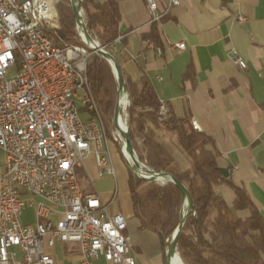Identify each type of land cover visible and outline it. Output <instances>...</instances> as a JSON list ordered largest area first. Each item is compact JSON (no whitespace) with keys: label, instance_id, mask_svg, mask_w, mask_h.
Segmentation results:
<instances>
[{"label":"built area","instance_id":"built-area-1","mask_svg":"<svg viewBox=\"0 0 264 264\" xmlns=\"http://www.w3.org/2000/svg\"><path fill=\"white\" fill-rule=\"evenodd\" d=\"M145 2L150 24H161L180 5L179 0H168L164 7L159 0ZM57 6L58 0H0V149L5 155V174L0 177V264H55L44 248L56 241L77 245L80 264H95L100 258L140 264L125 216L110 215L98 196L83 192L78 180L77 167L91 154L100 175L115 176V168L105 123L96 121L100 107L89 89L87 70L94 48L84 33L87 46L62 38ZM237 19L245 20L242 15ZM121 39L109 48L102 46L103 50L115 57L116 49L110 48ZM175 46L184 50L185 42ZM157 51L162 54L161 47ZM231 59L245 68L236 52ZM12 69L15 73L9 76ZM89 99H94V106H89ZM159 116L161 121L168 117L163 105ZM192 126L198 130L195 121ZM118 137L123 153L125 143L119 133ZM124 158L140 178L134 161ZM24 193L40 198L31 200L34 224L21 222ZM59 213L60 220L51 219Z\"/></svg>","mask_w":264,"mask_h":264},{"label":"crops","instance_id":"crops-1","mask_svg":"<svg viewBox=\"0 0 264 264\" xmlns=\"http://www.w3.org/2000/svg\"><path fill=\"white\" fill-rule=\"evenodd\" d=\"M104 2L106 0H96ZM120 9L123 41L114 44L122 71L140 85L146 75L168 116L195 121L198 132L211 137L208 150L218 152V165L229 171L231 182L245 188L264 217V0H179L180 5L159 25L161 44L144 38L152 24L145 0H115ZM168 0H159L164 7ZM238 15L245 20L239 22ZM185 42V49L175 45ZM162 48V54L157 51ZM236 52L245 62L241 69L231 59ZM182 169L190 168L189 158L171 133H160ZM109 152L115 176L100 175L93 154L83 165L90 186L86 195L98 196L110 215L122 213L126 232L132 237L133 252L140 264H169L168 247L160 236L142 226L135 216L126 169L114 141ZM78 173V170H77ZM5 174V155L0 149V177ZM229 206L235 192L230 185L217 187ZM23 224L37 221L31 200L24 193ZM249 211H241L247 218ZM62 214L51 217L57 221ZM55 264H80L75 244L56 241L45 244ZM95 264H114L100 258Z\"/></svg>","mask_w":264,"mask_h":264},{"label":"trees","instance_id":"trees-1","mask_svg":"<svg viewBox=\"0 0 264 264\" xmlns=\"http://www.w3.org/2000/svg\"><path fill=\"white\" fill-rule=\"evenodd\" d=\"M81 8L86 14L90 36L101 46L109 48L121 37L122 17L115 0H81ZM58 12L60 35L65 41L75 43L78 32L68 1H61ZM159 25L153 23L150 32L144 36L156 45H162ZM87 75L90 92L99 104L108 134V121H111L116 106L118 81L110 63L95 52L88 63ZM123 75L131 105H125L121 112L127 110L128 118L124 121L140 162L152 171L174 176L191 196L193 208L186 217L177 244L181 260L185 264H264V217L245 188L234 185L230 176L223 177L218 165L219 153L207 148L213 144L211 137L195 130L188 119H178L170 114L161 121L162 104L150 79L144 75L139 85L124 72ZM165 132L172 134L189 158L190 168H181L163 141L160 133ZM113 141L121 150V143ZM222 183L230 185L235 192L232 206L217 192ZM129 189L135 216L145 229L156 232L168 247L181 222L184 204L181 190L172 182L145 181L130 171ZM241 211L250 214L242 218Z\"/></svg>","mask_w":264,"mask_h":264},{"label":"water","instance_id":"water-1","mask_svg":"<svg viewBox=\"0 0 264 264\" xmlns=\"http://www.w3.org/2000/svg\"><path fill=\"white\" fill-rule=\"evenodd\" d=\"M71 2H72V10H73V13H74L78 27H80L82 29V31L85 35V38L88 41L93 42L95 44L94 52L99 54L100 56H102L104 59H106L110 63L112 70L114 71L115 77L118 81V99H119V95L122 91L127 93L123 71H122L121 67L119 66L116 58L112 54L104 51L102 46L100 44H98V42L90 36V34L87 30L86 24L83 21L82 12H81V0H71ZM120 116H121V108H120L119 101H117V104H116L115 110H114V125H115L117 132L122 136V138L124 140L125 150L129 153V155L132 158H134V163H135L136 167L139 169H142L147 175H149V177L141 176L140 178L145 180V181L162 183V184H164L166 182H172L182 192V195L184 198V204H183V207L181 210V222H180L178 228L176 229V231L174 232L172 240H171L170 245H169L168 250H167L168 259H171L174 255L178 254V252H177L178 239H179V236H180L182 229L184 227L186 217H187L189 211H191L193 208L190 193H189L188 189L179 180H177L174 176H172L168 173H165V172H155V171L148 169L146 166H142L135 150L132 147V143H131L130 135H129V129H128L127 125H126L125 130L119 126L118 121L120 119ZM220 171H221L223 177H225V178L229 177L228 169L220 168ZM159 179H163V180H159Z\"/></svg>","mask_w":264,"mask_h":264},{"label":"rangeland","instance_id":"rangeland-1","mask_svg":"<svg viewBox=\"0 0 264 264\" xmlns=\"http://www.w3.org/2000/svg\"><path fill=\"white\" fill-rule=\"evenodd\" d=\"M61 1H62V0H58V6L61 4ZM66 1H68V3L70 4V6H71V8H72V2H71V0H66ZM58 6H57V10H58ZM81 12H82L83 21H84V23L86 24V14H85V11H84L83 8H81ZM58 13H59V12H58ZM75 20H76V19H75ZM59 21H60V17H59ZM76 31L78 32V37H77L75 43H72V44H79V45H82V46H87V45L84 43L83 37H82V35H81V34L83 33V31H82V29H81L80 27H78L77 23H76ZM92 44H93V43H92ZM93 45H94V44H93ZM90 53H91V55H90V58H91L92 55L94 54V50H93V49H90ZM14 73H15V69L10 70V72H9V76L13 75ZM127 95H128V93H127ZM124 99H125V97H124ZM129 100H130V99H129V95H128V100H126L125 103H122V105H121V109H122L125 105H127V104H130V105H131V101H129ZM117 101H118V93H117V96H116V103H115V105L117 104ZM123 102H124V101H123ZM129 102H130V103H129ZM121 113H123V115H124V116L122 115V118H123V123H124V125L126 126L125 121H124V118H125V116H126V120H127V118H128L127 110L124 111V112H121ZM81 115H82L83 118H86V117H87V114H86V113H82ZM105 127H106V125H105ZM108 128H109L108 134L110 135V138L112 139V141L115 140V137H116V138H119V137H118L117 130H116L115 125H114V114H113V117H112L111 121H108ZM119 143H121L120 140H119ZM114 144H115V147H116V149H117V151H118V154L120 155V158H121V160H122V163L124 164V166L126 167V169H127L128 171L130 170V172H131L132 174H134L133 171L131 170V168L129 167V165L127 164V162L125 161V158L123 157V154H122V147H123V144L121 143V145H122V146H121V150L119 149V146L117 145L116 142H114ZM131 160H132V163H133L134 158H131ZM96 166H97V165H96ZM97 168H98V171H99V167H98V166H97ZM134 168H135V166H134ZM77 170H78V180H79V183H80L82 189H83V190L88 189L89 186H90V183H89V180H88V178H87V173H86L85 168H84V166H83L82 163H80V164L78 165ZM99 172H100V171H99ZM134 175H135V174H134ZM135 176H136V175H135ZM136 177H138V176H136ZM138 178H139V177H138ZM180 259H181V258H180Z\"/></svg>","mask_w":264,"mask_h":264},{"label":"bare ground","instance_id":"bare-ground-1","mask_svg":"<svg viewBox=\"0 0 264 264\" xmlns=\"http://www.w3.org/2000/svg\"><path fill=\"white\" fill-rule=\"evenodd\" d=\"M86 41L90 45V47H92V48L95 47V45H93L90 41H88V40H86ZM124 97H125V99H124ZM126 100H128V95L126 92L122 91L120 93L119 99H118V101L120 103V108H121L122 103H125ZM89 106H94V99H89ZM96 121H103L100 110H96ZM118 122H119V126L125 130L126 126L123 123L122 114H121ZM123 154L129 160V162L131 164H133L132 160H131L132 157L129 155V153L125 149L123 151ZM140 172H141L142 176L149 177V175H147L142 169H140ZM159 180H163V179H159ZM170 264H185V263L180 259L179 254H176L170 259Z\"/></svg>","mask_w":264,"mask_h":264}]
</instances>
